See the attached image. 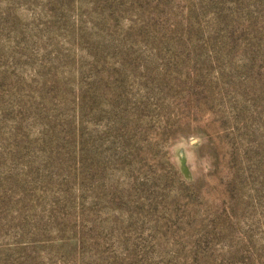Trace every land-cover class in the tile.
Listing matches in <instances>:
<instances>
[{
    "label": "rangeland",
    "instance_id": "1",
    "mask_svg": "<svg viewBox=\"0 0 264 264\" xmlns=\"http://www.w3.org/2000/svg\"><path fill=\"white\" fill-rule=\"evenodd\" d=\"M0 264H264V0H0Z\"/></svg>",
    "mask_w": 264,
    "mask_h": 264
}]
</instances>
